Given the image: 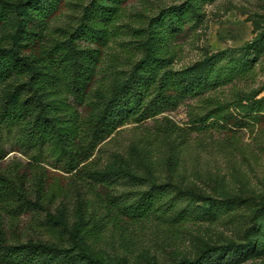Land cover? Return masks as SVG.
Segmentation results:
<instances>
[{"label": "trees", "instance_id": "obj_1", "mask_svg": "<svg viewBox=\"0 0 264 264\" xmlns=\"http://www.w3.org/2000/svg\"><path fill=\"white\" fill-rule=\"evenodd\" d=\"M129 0H0V143L33 161L28 174L0 169V264H126L98 246L108 235L128 236L156 224L169 229L204 224L236 228L238 239L206 245L192 260L174 264H244L264 251V202L226 195L210 198L168 183H146L132 171L102 168L104 142L126 124L153 122V134L173 137L180 148L191 132L213 131L242 151L235 131L255 133L264 153V17L251 19L252 38L192 66L174 69L178 42L216 0H176L133 15ZM74 21L58 26L66 11ZM129 35L128 41L122 37ZM117 41L128 69L101 75L109 44ZM230 99L220 87L251 85ZM188 100L186 129L167 116ZM178 142V143H177ZM7 153L0 145V160ZM51 169L70 175L69 189L52 182ZM141 186L118 191L121 185ZM74 192V218L51 214ZM62 209V208H61ZM37 212L44 218L37 219ZM30 215L25 228L20 216ZM41 227L44 234L33 236ZM37 230V231H36ZM32 232V233H30ZM39 232V231H38Z\"/></svg>", "mask_w": 264, "mask_h": 264}, {"label": "rangeland", "instance_id": "obj_2", "mask_svg": "<svg viewBox=\"0 0 264 264\" xmlns=\"http://www.w3.org/2000/svg\"><path fill=\"white\" fill-rule=\"evenodd\" d=\"M13 1V0H11ZM178 3L176 0H129L125 30L131 34L133 15L153 10L162 6ZM74 11H66L60 17L58 26H67L74 21ZM264 17V0H216L206 5L202 18L187 30L178 42V50L173 65L181 69L194 65L204 57L228 50L236 51L253 36L251 19ZM10 28L0 29V38L8 37ZM128 41L129 35L122 37ZM121 54L118 42L109 44L102 61L101 75L113 68L128 69L129 63ZM259 76L251 85L237 83L220 87L212 95L220 99H230L237 91H254L261 85ZM264 96V91L258 97ZM194 100H188L176 110L158 116L160 121L167 116L179 127L186 129L187 111ZM153 122L147 120L141 124H126L104 142L100 153L102 168L116 167L132 171L143 177L146 183H168L180 190H188L210 198H222L226 195H237L264 202V153L253 144L255 133L247 129L235 131L242 151L231 149L218 133L213 131L205 136L191 132L189 143L177 148L173 137L153 134ZM264 144V138L261 139ZM178 143V142H177ZM6 156L0 160V169L25 170L28 174L33 161L22 154L11 152V146L0 143ZM46 174L52 182L64 189H69L70 175L51 169L46 163ZM147 183V184H148ZM141 186L121 185L118 191H137ZM74 192L70 191L69 195ZM57 202L51 208V214L68 220L74 218L76 197ZM62 208V209H61ZM2 217H5L2 213ZM37 219L44 218L37 212ZM30 215H22L19 227L25 228ZM37 231V230H36ZM39 231V232H38ZM34 234H44L39 227ZM238 239L236 228L222 224H204L169 229L156 224H149L143 230L128 236H117L108 233L99 243L98 248L110 259H120L126 264H174L182 259L192 260L196 253L206 245H218L225 241ZM244 264H264V251Z\"/></svg>", "mask_w": 264, "mask_h": 264}]
</instances>
